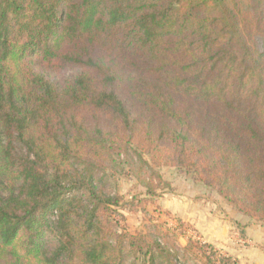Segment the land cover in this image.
I'll list each match as a JSON object with an SVG mask.
<instances>
[{"label": "trees", "instance_id": "16d2710c", "mask_svg": "<svg viewBox=\"0 0 264 264\" xmlns=\"http://www.w3.org/2000/svg\"><path fill=\"white\" fill-rule=\"evenodd\" d=\"M162 165L264 222V0H0V264H239L116 229Z\"/></svg>", "mask_w": 264, "mask_h": 264}, {"label": "rangeland", "instance_id": "374dc122", "mask_svg": "<svg viewBox=\"0 0 264 264\" xmlns=\"http://www.w3.org/2000/svg\"><path fill=\"white\" fill-rule=\"evenodd\" d=\"M67 75L66 71L58 76ZM155 168L161 180L154 179L153 193L130 170L116 177L118 191L125 201L118 209L123 216L115 215L116 229H159L162 241L172 247L185 246L187 238L193 237L214 244L223 254L237 257L239 264H264V222L234 210L214 190L185 172L166 165ZM149 173L143 172L146 181ZM247 252L256 256L254 262L247 260ZM179 256L186 264L205 263L194 250L181 249Z\"/></svg>", "mask_w": 264, "mask_h": 264}, {"label": "crops", "instance_id": "0c3cea01", "mask_svg": "<svg viewBox=\"0 0 264 264\" xmlns=\"http://www.w3.org/2000/svg\"><path fill=\"white\" fill-rule=\"evenodd\" d=\"M250 235H251V233H250ZM245 254H246V252H245ZM247 256H249V257L247 258L248 261L256 260V256H255L252 252H247ZM239 257H240V256H239ZM253 262H254V261H253Z\"/></svg>", "mask_w": 264, "mask_h": 264}]
</instances>
